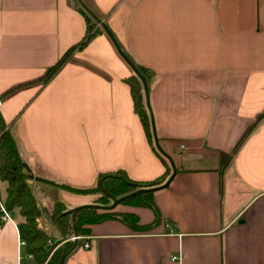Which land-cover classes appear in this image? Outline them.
I'll use <instances>...</instances> for the list:
<instances>
[{
    "label": "crops",
    "instance_id": "crops-1",
    "mask_svg": "<svg viewBox=\"0 0 264 264\" xmlns=\"http://www.w3.org/2000/svg\"><path fill=\"white\" fill-rule=\"evenodd\" d=\"M81 4L150 69L155 132L176 172L154 192V228L94 223L65 260L81 244L71 264H264V0H0V109L23 158L45 180L90 187L101 172L147 180L167 166L110 33L45 78L86 34ZM117 209L155 219L149 207ZM19 239L0 220V264H18Z\"/></svg>",
    "mask_w": 264,
    "mask_h": 264
},
{
    "label": "trees",
    "instance_id": "trees-1",
    "mask_svg": "<svg viewBox=\"0 0 264 264\" xmlns=\"http://www.w3.org/2000/svg\"><path fill=\"white\" fill-rule=\"evenodd\" d=\"M81 11L87 20V31L80 42L71 46L51 66L45 78L52 77L72 56L77 48L87 45L90 40L102 33L109 31L106 23L101 17L81 4ZM112 36V34H111ZM113 37V36H112ZM113 41L120 53L134 67L136 73L127 78L131 87L134 108L138 113L146 130L151 144L167 166L162 175L153 179H135L125 169L101 172L95 185L90 187H76L69 184L51 183L71 189L80 194L99 193L96 200L91 203L110 206L119 198L118 204L145 206L153 209L155 219L151 223H141L139 215L134 211H121L115 207L85 206L77 210L68 208L62 199H58L51 219L57 226L59 234L50 235L45 229L39 226L38 219L44 214L45 207L38 203L31 180H45L36 176L31 169L25 165V159L21 153L18 139L13 132L11 125L6 121L0 109V195L5 185L4 201L8 209L18 210L21 220L17 221L20 235L26 240L24 252L33 254L34 259L26 264H60L64 254L67 255L76 247L77 241L70 239L74 234H88L91 225L108 219H120L138 231H147L154 228L161 220L160 210L155 203L154 192L157 188L167 186L170 176L168 175L170 165L155 142V128L151 107L147 101L145 81L150 69L141 64H135L128 55L122 51L116 39ZM160 147V146H159ZM161 149V148H160Z\"/></svg>",
    "mask_w": 264,
    "mask_h": 264
},
{
    "label": "rangeland",
    "instance_id": "rangeland-1",
    "mask_svg": "<svg viewBox=\"0 0 264 264\" xmlns=\"http://www.w3.org/2000/svg\"><path fill=\"white\" fill-rule=\"evenodd\" d=\"M102 19V18H101ZM105 32V31H103ZM102 32V33H103ZM107 32V31H106ZM157 148L161 151V153L164 155L163 150L157 146ZM96 183V182H95ZM32 184L34 187V192L37 197L38 203H40L41 206L45 207L44 214L38 219L39 226L43 229H45L50 235L57 236L59 234L57 226L55 225L54 221L51 219V215L53 212V209L58 201V199H62L68 208H74L80 204L85 203H91L90 201H94L97 199L99 193L95 194H85L82 195L80 193H76L75 191L71 189H67L65 187L59 186L57 184L51 183L49 181H43V180H32ZM68 184V183H65ZM76 187H81L76 184H69ZM95 185V184H91ZM3 192L2 195L5 196V185L3 186ZM41 190L45 191V196L41 194ZM2 196V198H3ZM4 199V198H3ZM117 209V206L115 207ZM14 217L17 219V221L21 220L22 217L20 216L18 210H14ZM82 245L80 244L78 248L76 249L74 256L79 255L80 250H82ZM71 255L67 260H65L64 264H71V259L74 258V256Z\"/></svg>",
    "mask_w": 264,
    "mask_h": 264
},
{
    "label": "built area",
    "instance_id": "built-area-1",
    "mask_svg": "<svg viewBox=\"0 0 264 264\" xmlns=\"http://www.w3.org/2000/svg\"><path fill=\"white\" fill-rule=\"evenodd\" d=\"M0 220L1 221H12L17 224L13 211L8 209L1 195H0ZM82 237L83 236L81 234H74L70 237V239L79 240ZM25 245H26V240L22 238L20 235L19 246L21 247V253L19 254L18 264H26V262L31 263V261H33L34 259L33 254H26L24 252ZM85 245H88V243H86ZM172 258L180 259V254H173Z\"/></svg>",
    "mask_w": 264,
    "mask_h": 264
},
{
    "label": "water",
    "instance_id": "water-1",
    "mask_svg": "<svg viewBox=\"0 0 264 264\" xmlns=\"http://www.w3.org/2000/svg\"><path fill=\"white\" fill-rule=\"evenodd\" d=\"M145 89H146V94H147V101H148V103H149V105H150V101H149V90H148L147 81H145ZM155 142H156L157 146H159L158 138H157L156 132H155ZM159 148H160V147H159ZM25 165H26L29 169H31L30 166H29V164H28L26 161H25ZM175 172H176V169L174 170V173H175ZM174 173L170 176V178L168 179L167 183L170 182V180L172 179ZM120 199H122V198L116 199V200L112 203V205H110V206L103 205V204H97V203H85V204H80V205L74 207L73 210L76 212L77 210H79L80 208L85 207V206L115 207V206L118 204V202H119ZM66 256H67V253L64 254V255L62 256L61 261H60V264H64V263H65Z\"/></svg>",
    "mask_w": 264,
    "mask_h": 264
}]
</instances>
